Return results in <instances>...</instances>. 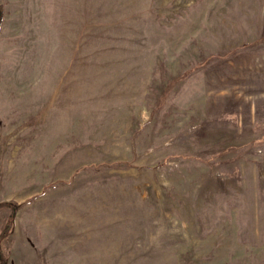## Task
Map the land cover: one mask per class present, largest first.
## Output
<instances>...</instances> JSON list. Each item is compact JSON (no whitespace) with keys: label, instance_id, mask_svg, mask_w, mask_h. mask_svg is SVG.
Wrapping results in <instances>:
<instances>
[{"label":"rangeland","instance_id":"1","mask_svg":"<svg viewBox=\"0 0 264 264\" xmlns=\"http://www.w3.org/2000/svg\"><path fill=\"white\" fill-rule=\"evenodd\" d=\"M0 6L7 264H264V0Z\"/></svg>","mask_w":264,"mask_h":264},{"label":"trees","instance_id":"2","mask_svg":"<svg viewBox=\"0 0 264 264\" xmlns=\"http://www.w3.org/2000/svg\"><path fill=\"white\" fill-rule=\"evenodd\" d=\"M2 16H3V10H2V7L0 6V23L2 21ZM1 205H7L9 207L12 206L11 218L8 220V222L5 225V227L0 232V260L2 261L1 264H7L8 258L4 255V251H3V248L1 247V245H2L1 243H2V240L4 238H6L13 230V227H14V212L16 210V207L13 206L9 202H5L4 204H0V206Z\"/></svg>","mask_w":264,"mask_h":264}]
</instances>
